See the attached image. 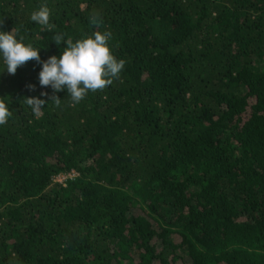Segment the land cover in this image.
I'll list each match as a JSON object with an SVG mask.
<instances>
[{
	"label": "trees",
	"instance_id": "trees-1",
	"mask_svg": "<svg viewBox=\"0 0 264 264\" xmlns=\"http://www.w3.org/2000/svg\"><path fill=\"white\" fill-rule=\"evenodd\" d=\"M0 31L41 60L110 31L126 61L56 106L0 54V264H264V0H0Z\"/></svg>",
	"mask_w": 264,
	"mask_h": 264
},
{
	"label": "clouds",
	"instance_id": "clouds-1",
	"mask_svg": "<svg viewBox=\"0 0 264 264\" xmlns=\"http://www.w3.org/2000/svg\"><path fill=\"white\" fill-rule=\"evenodd\" d=\"M31 20L51 31L55 25L50 22V9L46 4L34 11ZM21 37L18 41L12 31H0V54H2L8 74L14 75L18 67L24 66L28 61L42 64L39 72V84L42 88L50 87L52 94L41 92V96H48V101H53L56 106L61 103V98L56 95L64 89L74 103H80L89 91L103 90L118 79L125 67L124 59H117L110 49L109 42L112 33L96 31L93 36L77 40H64L63 34H57L53 41L60 45L66 42V47L60 56L52 55L46 60H41L39 49L30 44L25 45ZM30 91L35 90V85H27ZM37 96L24 97L26 103L39 117L44 105L48 102ZM12 113L3 100H0V125H4Z\"/></svg>",
	"mask_w": 264,
	"mask_h": 264
},
{
	"label": "built area",
	"instance_id": "built-area-1",
	"mask_svg": "<svg viewBox=\"0 0 264 264\" xmlns=\"http://www.w3.org/2000/svg\"><path fill=\"white\" fill-rule=\"evenodd\" d=\"M76 172L74 170L67 173H59L54 177V180H58L60 182L64 181L67 176H73Z\"/></svg>",
	"mask_w": 264,
	"mask_h": 264
}]
</instances>
